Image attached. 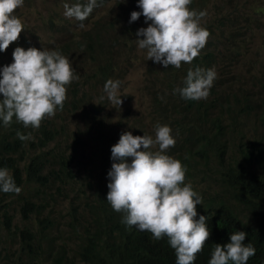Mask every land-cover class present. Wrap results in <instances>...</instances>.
<instances>
[{
    "label": "trees",
    "instance_id": "16d2710c",
    "mask_svg": "<svg viewBox=\"0 0 264 264\" xmlns=\"http://www.w3.org/2000/svg\"><path fill=\"white\" fill-rule=\"evenodd\" d=\"M68 1L70 5L87 3ZM244 1L261 15L256 2ZM136 3L137 0H97L87 18V30L79 27L78 20L73 24L53 16L46 20L52 47L61 45L74 35V30L80 29L70 46L65 43L55 51L72 61L74 49L81 48L90 58L92 68L89 72L74 73L79 78L66 86L63 109L57 107L55 115L45 117L38 129L25 128L15 118L9 126L0 121V168H7L21 189L19 194L0 191V264H176L175 250L167 237L156 240L150 232L128 227L121 222L123 214L107 202L108 172L114 162L111 148L129 129L124 121L108 119L111 114L103 112L102 107L86 105L91 89L104 86L109 79L117 81L121 70L113 56L102 55L105 30L113 26L116 18L97 17V10L104 14L103 8L109 5V10L125 7L123 14L130 17ZM189 8L192 9V3ZM201 26L210 33L205 47L190 64L182 63L176 69L183 72V77L169 73L159 95L154 93L151 98L152 112L156 123L169 126L177 137L175 146L165 154L182 163L185 183L202 198L196 219L200 215L207 217L210 237L194 264H208L216 244L230 242V235L237 231L246 232L244 243L256 250L247 264H264V143L246 137L238 148V158L225 159L230 139L244 137L240 119L250 117L260 108L264 111V80L254 82L259 88L251 94H245L241 88L234 92H211L200 100L174 94V89L185 86L189 69H214L218 74L230 60L229 55L239 52V32L227 28L226 20L210 15ZM218 44L223 47L220 49ZM16 47L27 50L35 44L21 33L7 50L0 51V70L13 62ZM37 49L43 50L42 46ZM79 81H83L82 93L75 85ZM212 86H222L217 75ZM77 114L87 122L83 130L70 135L68 130L73 126L67 117ZM17 132L30 134L31 138L21 141ZM84 141L96 144V148L80 151L76 144L84 146ZM211 157L219 167L220 189L205 195L194 188V181L188 183L186 178L193 177L192 162L207 164ZM58 197L65 208L60 207Z\"/></svg>",
    "mask_w": 264,
    "mask_h": 264
},
{
    "label": "clouds",
    "instance_id": "9594fccd",
    "mask_svg": "<svg viewBox=\"0 0 264 264\" xmlns=\"http://www.w3.org/2000/svg\"><path fill=\"white\" fill-rule=\"evenodd\" d=\"M23 3L24 0H0V51L7 50L24 30L21 19L14 15ZM137 3L141 11H132L129 22L141 15L145 22L151 21L146 28L137 30L135 39L138 48L146 50L147 60L179 69L182 63L190 64L205 47L210 33L200 21L207 13L190 9L192 0H137ZM96 5L97 0L71 6L65 3L64 15L83 22ZM12 55L13 62L0 70V121L9 126L15 118L25 128L38 129L45 117L55 115L57 107L63 109L66 86L79 77L74 76L69 58L55 50L16 47ZM216 75L214 69H189L185 86L174 89V94L178 92L188 100L206 99ZM119 86L120 81L111 79L104 84V92L114 107L122 104ZM16 135L21 141L31 138L30 134ZM175 143L166 125L155 126L154 138L134 136L130 131L122 133L111 148L114 162L108 172L106 200L114 211L123 214L121 222L128 227L150 232L156 240L167 237L175 250L176 264H194L210 231L206 216L196 219L202 198L185 183L182 163L165 154ZM154 146H158L157 151L150 150ZM0 191L16 194L21 191L7 168H0ZM246 236V232L237 231L230 235V242L216 244L208 264H247L256 250L250 243H244Z\"/></svg>",
    "mask_w": 264,
    "mask_h": 264
},
{
    "label": "rangeland",
    "instance_id": "374dc122",
    "mask_svg": "<svg viewBox=\"0 0 264 264\" xmlns=\"http://www.w3.org/2000/svg\"><path fill=\"white\" fill-rule=\"evenodd\" d=\"M249 1L256 2V10L260 7L261 11L259 12L261 15L258 12H254V9L249 4H246L244 0L192 1V10L197 12L206 11L207 13L201 19L200 24L204 23L205 25L208 21V16L211 15L213 18H223L226 20L227 28L231 27L239 32L236 37L240 45L239 52L229 55L230 60L226 61L218 74L215 70L222 86H212L209 89V95L211 92H220L222 90L234 92L239 88L245 94L247 92H250V94L256 93L259 86L255 87L254 82L261 78L264 80V0ZM65 3L70 5L68 0H25L23 6L16 9L14 15L21 19L24 27L21 33L29 39H33L36 48L42 46L46 50H56L65 43L70 46L71 39L76 38V32H79L80 29L74 30V35L66 38L61 45L52 47L50 43V35L46 26V20L50 16L56 17L63 23L73 24L76 22L75 18L65 17ZM111 6L103 8L104 14L100 13L98 9L96 16H101L103 19L108 20L113 17L116 18L113 26L105 30L102 55L107 58L113 56L119 63L121 70L118 74L120 76L118 79L120 81L118 95L121 96L122 104L120 107L118 105L114 107L104 92V86H99L98 89H91L86 105L89 108H94L95 105L102 107L103 112L111 114L107 118L112 122L124 121L126 124L125 128L129 129L134 136L150 135L154 138L157 123L152 112L151 98L154 93L159 95L162 82L165 81L170 72L177 73L180 78L184 74L181 70H176L172 66H169L168 68L170 69L166 70L167 68L161 63H155L150 59L147 60L146 50L138 48L135 40L137 39L136 32L142 27L146 28L151 21L145 22L143 15H141L138 20L130 23V17L123 14L125 7H115L109 10ZM132 11H141L138 3L135 4ZM88 22L89 19L81 22L85 25L83 29L87 30L89 28ZM216 34L219 35L220 31ZM231 34L225 36L230 37ZM53 38L51 42H53ZM219 40L227 42L228 39L220 37ZM218 46L220 49L223 47L221 44H218ZM70 62L74 73L89 72L92 68L90 58L84 55L81 48L78 47L74 49L72 61ZM82 82L75 83L80 93L83 90ZM67 120L73 126L68 130L70 135L73 131L83 130L87 122L81 119L80 114L68 116ZM239 123L243 129L244 137L240 138L239 136V138L234 140L230 139L229 148L228 150L226 149L225 153L227 161L232 158H238V148L241 146V142H245L246 137H253L264 143V111L261 108L256 113L251 114L250 117L240 119ZM171 135L176 141L177 137L172 131ZM84 142V146L81 143L76 144L80 151L83 148L87 151L96 148V144ZM150 150L157 151L158 146H154ZM262 155L264 156V154ZM192 165L194 166L192 167L193 177L186 178V182L194 181V188L202 190L205 195L220 189L219 180L217 179L219 167L214 158L211 157L207 164H203V161H201V164L196 161L192 162ZM58 198L60 207L65 208L62 198ZM17 220L18 217H16L15 221Z\"/></svg>",
    "mask_w": 264,
    "mask_h": 264
}]
</instances>
